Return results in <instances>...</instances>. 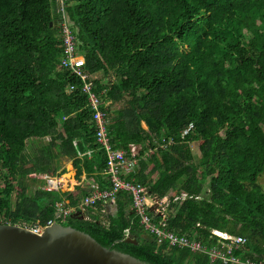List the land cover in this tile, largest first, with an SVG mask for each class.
Returning <instances> with one entry per match:
<instances>
[{
  "label": "trees",
  "instance_id": "obj_1",
  "mask_svg": "<svg viewBox=\"0 0 264 264\" xmlns=\"http://www.w3.org/2000/svg\"><path fill=\"white\" fill-rule=\"evenodd\" d=\"M52 1L0 0V223L44 226L56 200L79 203L84 187L46 190L37 177L54 174L60 157L72 160L76 180L104 182L106 155L87 94L60 66L62 16L82 68L100 73L92 90L111 144L126 151L145 144L127 179L160 197L191 195L171 204L168 226L176 233L206 249L216 244L212 229L242 236L232 254L264 263V0H63L61 16ZM45 137L35 153L26 150L27 139ZM161 137L171 139L166 148L154 142ZM111 204L59 224L149 264H229L158 244L130 193L119 191Z\"/></svg>",
  "mask_w": 264,
  "mask_h": 264
},
{
  "label": "built area",
  "instance_id": "obj_2",
  "mask_svg": "<svg viewBox=\"0 0 264 264\" xmlns=\"http://www.w3.org/2000/svg\"><path fill=\"white\" fill-rule=\"evenodd\" d=\"M60 10L63 15V7L61 0ZM61 16V15H60ZM63 19V17L61 16ZM67 23V22H66ZM62 27V41L63 47L59 57L60 66L68 69L71 74L77 75L82 81V91L87 94L88 106L92 111V119L95 123V139L97 144L102 148L106 155V166L102 172L103 183L99 184L94 180L85 178L83 182L78 184L86 189V192L81 195L80 201L76 205L69 203L66 198H60L55 202V212L46 225H40L38 222L24 225L25 227L35 231L42 232L45 227L53 223H60L65 221L71 214L81 215L82 217L89 218L86 213L87 208L95 207L98 203L109 204L114 201L119 191H126L132 195V209L140 219V225L145 233L152 236L154 240L161 244L166 242L169 247L187 248L192 252L204 251L208 252L210 259H221L223 263L229 264H264L263 262H255L250 259H240L232 254V250L238 248L245 242V238L238 235H232L226 231L212 229L211 235H214L217 240L216 244L206 249L200 240L191 237L186 233H176L168 226V219L173 215L172 203H180L187 197H191L186 192L175 193L173 190L169 191L166 195L160 197L155 193L148 190L146 186L135 183L127 179L130 174L136 173L139 166V159L143 156L140 151L144 147V143H131L128 150L117 149L111 144L110 138L107 134L106 123L107 118L101 109L102 100L92 90L93 79L98 77L96 74H89L82 68L83 57L78 55L74 45V35L71 29L66 24L60 23ZM73 85H69L67 91L73 89ZM103 92H105L103 90ZM110 103V100L104 102V106ZM187 130H185L186 132ZM155 144L166 148L171 139L154 138ZM76 145V144H75ZM150 150V148L148 149ZM89 154V152H87ZM148 152H145L147 155ZM78 155H83L78 152ZM37 177L46 181L44 189L57 190L60 189L61 181L55 179L56 176L51 173H43ZM66 190V189H65ZM104 211V210H102ZM196 226H200L199 223ZM124 237H128V229L124 231Z\"/></svg>",
  "mask_w": 264,
  "mask_h": 264
},
{
  "label": "water",
  "instance_id": "obj_3",
  "mask_svg": "<svg viewBox=\"0 0 264 264\" xmlns=\"http://www.w3.org/2000/svg\"><path fill=\"white\" fill-rule=\"evenodd\" d=\"M126 241L137 243L129 237ZM0 264L149 263L105 247L89 234L71 226L53 223L38 233L24 225L0 223Z\"/></svg>",
  "mask_w": 264,
  "mask_h": 264
},
{
  "label": "rangeland",
  "instance_id": "obj_4",
  "mask_svg": "<svg viewBox=\"0 0 264 264\" xmlns=\"http://www.w3.org/2000/svg\"><path fill=\"white\" fill-rule=\"evenodd\" d=\"M59 1H60V7H61V0H59ZM56 5H57V8H56V11H57L58 7H59V2L58 1H56ZM60 13H61L60 15H62L61 10H60ZM63 18L67 20V17L66 18L63 17ZM58 19H59V21H58L59 24L62 22V24H66L67 25L66 21L63 20L61 17H59ZM70 24L72 25L73 23L70 22ZM78 55H79V57L82 56L80 54H78ZM83 60H84V58H83ZM99 75H100V73H96V76L100 77ZM143 126L145 127L144 123H143ZM47 141H48V137H45V138H29V139L26 140V150L33 154V153H35L37 151V148L40 145L46 143ZM191 148H192V152L195 155V157L198 158L199 152H198L196 144L192 143L191 144ZM56 165H57V169H56L57 171L54 173V176H56L55 179L57 181H59L63 177L64 174H68L67 181L66 182L61 181V185L59 187L61 191H65V188H67V186L71 187L72 185H75V183L78 182L75 179V177H74L75 169H74V167L72 165V160L70 158L60 157V158L57 159ZM258 182L264 188V174L259 177ZM37 186H38V183L32 184L31 193L34 191V189ZM205 193L207 195V193H208L207 190H205Z\"/></svg>",
  "mask_w": 264,
  "mask_h": 264
},
{
  "label": "crops",
  "instance_id": "obj_5",
  "mask_svg": "<svg viewBox=\"0 0 264 264\" xmlns=\"http://www.w3.org/2000/svg\"><path fill=\"white\" fill-rule=\"evenodd\" d=\"M53 7H54V11H55V13H57V11H56V8H57V5H56V0H54L53 1ZM74 177H75V175H74ZM60 180H67V178L66 177H62ZM85 180V175L83 174L81 177H80V180H77L78 182L77 183H75V185H79L78 183L79 182H83ZM81 185V184H80ZM72 186H74V185H72ZM71 186V187H72ZM67 188H68V186H67ZM67 188H65V189H67ZM79 190V189H78ZM77 190V192H79ZM110 205H111V208H112V210H113V206H112V204L110 203Z\"/></svg>",
  "mask_w": 264,
  "mask_h": 264
},
{
  "label": "bare ground",
  "instance_id": "obj_6",
  "mask_svg": "<svg viewBox=\"0 0 264 264\" xmlns=\"http://www.w3.org/2000/svg\"><path fill=\"white\" fill-rule=\"evenodd\" d=\"M59 181H63V182H66L67 180H59Z\"/></svg>",
  "mask_w": 264,
  "mask_h": 264
},
{
  "label": "clouds",
  "instance_id": "obj_7",
  "mask_svg": "<svg viewBox=\"0 0 264 264\" xmlns=\"http://www.w3.org/2000/svg\"><path fill=\"white\" fill-rule=\"evenodd\" d=\"M68 88V87H67Z\"/></svg>",
  "mask_w": 264,
  "mask_h": 264
}]
</instances>
